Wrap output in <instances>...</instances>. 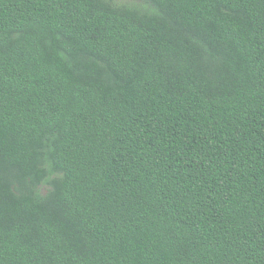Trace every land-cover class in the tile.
Segmentation results:
<instances>
[{"label":"trees","instance_id":"obj_1","mask_svg":"<svg viewBox=\"0 0 264 264\" xmlns=\"http://www.w3.org/2000/svg\"><path fill=\"white\" fill-rule=\"evenodd\" d=\"M0 264H264V0H0Z\"/></svg>","mask_w":264,"mask_h":264},{"label":"rangeland","instance_id":"obj_2","mask_svg":"<svg viewBox=\"0 0 264 264\" xmlns=\"http://www.w3.org/2000/svg\"><path fill=\"white\" fill-rule=\"evenodd\" d=\"M118 1H124V2H130V1H135V2H139V1H142V0H118Z\"/></svg>","mask_w":264,"mask_h":264}]
</instances>
